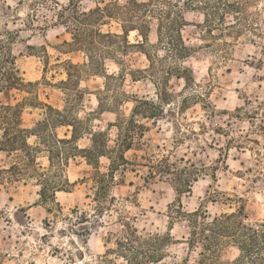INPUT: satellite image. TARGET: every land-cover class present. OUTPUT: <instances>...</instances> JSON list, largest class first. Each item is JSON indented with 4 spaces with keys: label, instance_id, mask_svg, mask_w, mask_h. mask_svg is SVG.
Instances as JSON below:
<instances>
[{
    "label": "rangeland",
    "instance_id": "rangeland-1",
    "mask_svg": "<svg viewBox=\"0 0 264 264\" xmlns=\"http://www.w3.org/2000/svg\"><path fill=\"white\" fill-rule=\"evenodd\" d=\"M111 1L128 0H0V37L17 31L12 44L17 65L33 82L23 90L1 91L0 103L24 104L25 126L43 118L44 103L69 108L85 120V128L105 131L113 147L114 124L119 115L130 116L134 96L163 108L155 120L136 116L147 129L126 151L129 164L112 172L109 192L100 200L103 210L94 200L95 169L81 156L69 161L65 173L73 184L70 191H58L55 202L41 201L36 178L0 185V264H232L241 253L233 236L223 237L218 247L199 235L193 241L195 222L185 213L197 211L212 221L241 211L246 223H264V0H205L204 8L180 0L182 34L192 52L181 61L187 80L173 75L168 95L149 77L133 81L125 73L105 79L87 70V52L73 39V15ZM226 3L235 12L219 15ZM106 22L97 27L122 32L119 21ZM157 23L153 20V43ZM128 38L134 43L140 35L131 31ZM136 50L126 63L144 68L148 60ZM105 66L109 74L123 76L113 59ZM102 105L112 111L102 112ZM77 143L89 146L90 135ZM45 154L37 162L48 168ZM12 160L0 151L1 167ZM158 161L172 163L171 170L157 167ZM110 165L101 157L102 173ZM182 167L197 180L190 191L178 193L173 177ZM131 227L143 237L170 235L159 248L162 260L133 258L126 240Z\"/></svg>",
    "mask_w": 264,
    "mask_h": 264
},
{
    "label": "trees",
    "instance_id": "trees-1",
    "mask_svg": "<svg viewBox=\"0 0 264 264\" xmlns=\"http://www.w3.org/2000/svg\"><path fill=\"white\" fill-rule=\"evenodd\" d=\"M216 1L222 3L225 0ZM179 2L180 0H128L121 4L111 1L90 11L75 10L72 34L74 42L87 52V70L105 79L124 78L125 73H128L133 81L149 77L161 90L160 93L170 94L167 87L173 75L187 80L186 75H183L187 69L181 65V61L187 59L192 52V47L185 43L182 34L185 17ZM187 3L198 8H204L207 4L205 0H189ZM233 12V4L226 3L219 15ZM109 19L120 22L121 33L102 31L101 27H97V24L108 23L106 20ZM153 20L158 22L155 43L150 39ZM131 31H137L140 35L134 43L128 38ZM7 32V38L0 37V92L6 89L23 90L27 85L33 84L22 76L17 65V56L13 52L12 44L18 36L17 31ZM133 49H137L136 51L145 55L148 60L144 68L133 69L126 63L127 56ZM107 59H113L122 66L123 76L108 73L105 66ZM163 98L162 96L161 99ZM132 102L134 105L130 116L121 114L114 124L118 129V138L113 147L109 146L110 139L105 131L85 128V120L71 113L69 108L60 109L44 103L46 111L43 118L32 127H27L22 116L24 104L0 103V151L13 158L8 167L0 166V185L36 178L40 185L41 201L55 202L57 192L70 191L68 187L73 184L65 173L69 161L81 156L95 169L92 177L96 189L94 200L98 201V209L103 210L104 206L100 200L106 198L109 192L110 179L114 178L112 172L129 164L125 157L126 151L133 148L136 138L143 137L147 129V125L136 119V116L155 120L163 115V108L151 99L134 96ZM103 106L102 112L112 111ZM59 128H67L63 136L59 134ZM84 133L90 135L91 143L87 147H80L77 142ZM31 138H34L33 143L29 141ZM42 153H46L48 168L37 162ZM101 157H107L111 161L108 173H102L99 168ZM171 165L169 161H158L156 164L157 167L168 170H171ZM195 180L197 175L187 167L178 168L173 177L174 189L178 193L190 191L191 183ZM185 214L190 215L195 222V229L192 230L195 235L193 241L200 238L210 243L212 241L211 244L214 243L213 245L218 247L223 242V237L233 236L241 253L232 264H264V223L257 226L246 223L241 211L225 213L212 221H208L205 214H199L197 211ZM196 224L200 226L196 227ZM207 231L211 234L208 235ZM128 234L126 240L133 249V258L140 260L139 263L162 260L163 253L159 248L171 239L170 235L159 234L143 237L135 227H131ZM121 243L122 241L118 242ZM123 256L127 261L133 260L127 255Z\"/></svg>",
    "mask_w": 264,
    "mask_h": 264
}]
</instances>
